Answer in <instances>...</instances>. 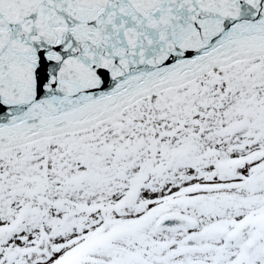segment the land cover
<instances>
[{
    "label": "snow or ice",
    "instance_id": "obj_1",
    "mask_svg": "<svg viewBox=\"0 0 264 264\" xmlns=\"http://www.w3.org/2000/svg\"><path fill=\"white\" fill-rule=\"evenodd\" d=\"M0 264H264V0H0Z\"/></svg>",
    "mask_w": 264,
    "mask_h": 264
}]
</instances>
